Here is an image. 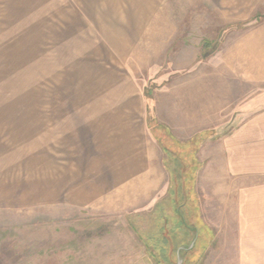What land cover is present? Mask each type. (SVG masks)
<instances>
[{
  "label": "rangeland",
  "instance_id": "374dc122",
  "mask_svg": "<svg viewBox=\"0 0 264 264\" xmlns=\"http://www.w3.org/2000/svg\"><path fill=\"white\" fill-rule=\"evenodd\" d=\"M147 11L129 62L110 46ZM258 36L264 0H0V264H177L196 236L183 264L222 261Z\"/></svg>",
  "mask_w": 264,
  "mask_h": 264
},
{
  "label": "crops",
  "instance_id": "0c3cea01",
  "mask_svg": "<svg viewBox=\"0 0 264 264\" xmlns=\"http://www.w3.org/2000/svg\"><path fill=\"white\" fill-rule=\"evenodd\" d=\"M143 14L142 25L137 24L136 30L126 31L121 42H114L110 46L115 54L129 62L141 53L139 43L147 31L145 28L157 20V12L147 11ZM255 44L260 47L259 53L253 51ZM246 45L250 47V54L239 55V58H250L248 61L251 58H262L261 61H264V38L258 36L246 42ZM144 61L157 64V58H146ZM153 68V79L157 84V68ZM249 78L264 79V67L256 71L250 67ZM152 93L155 95L157 117L156 87ZM257 111L251 112L245 118H236L232 133L223 141L222 148L228 170L226 178L233 183L235 192L236 229L233 249L227 246L219 248V252L225 257L217 264H264V109L260 113ZM182 222L185 224L184 219ZM185 227L192 231L191 227Z\"/></svg>",
  "mask_w": 264,
  "mask_h": 264
},
{
  "label": "water",
  "instance_id": "95a60500",
  "mask_svg": "<svg viewBox=\"0 0 264 264\" xmlns=\"http://www.w3.org/2000/svg\"><path fill=\"white\" fill-rule=\"evenodd\" d=\"M196 239H197V236L191 241V243L189 244V246H187V245H181L180 247H179V249H178V261H177V264H183V258H181L180 257V253H181V251L183 250V249H191V248H193L194 247V245H195V241H196Z\"/></svg>",
  "mask_w": 264,
  "mask_h": 264
}]
</instances>
